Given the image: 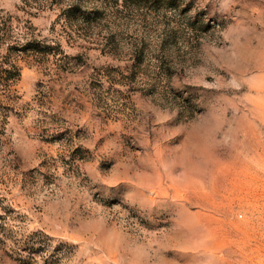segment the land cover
<instances>
[{
    "label": "rangeland",
    "instance_id": "374dc122",
    "mask_svg": "<svg viewBox=\"0 0 264 264\" xmlns=\"http://www.w3.org/2000/svg\"><path fill=\"white\" fill-rule=\"evenodd\" d=\"M0 264H264V0H0Z\"/></svg>",
    "mask_w": 264,
    "mask_h": 264
},
{
    "label": "trees",
    "instance_id": "16d2710c",
    "mask_svg": "<svg viewBox=\"0 0 264 264\" xmlns=\"http://www.w3.org/2000/svg\"><path fill=\"white\" fill-rule=\"evenodd\" d=\"M80 11V10H79ZM79 11L74 12V15ZM23 49H21L22 51L25 52H35V51H39L40 49V44L35 42V41H27L26 44L24 45V47H22ZM9 74H11L10 71H8ZM12 78V75L9 76V79Z\"/></svg>",
    "mask_w": 264,
    "mask_h": 264
}]
</instances>
